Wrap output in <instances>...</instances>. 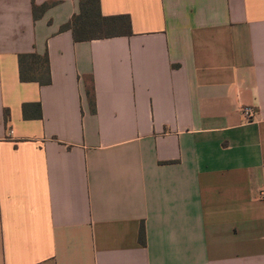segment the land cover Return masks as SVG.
I'll return each mask as SVG.
<instances>
[{"label":"crops","instance_id":"obj_1","mask_svg":"<svg viewBox=\"0 0 264 264\" xmlns=\"http://www.w3.org/2000/svg\"><path fill=\"white\" fill-rule=\"evenodd\" d=\"M100 10L130 30L75 42L80 0H0V264H264V0Z\"/></svg>","mask_w":264,"mask_h":264},{"label":"trees","instance_id":"obj_2","mask_svg":"<svg viewBox=\"0 0 264 264\" xmlns=\"http://www.w3.org/2000/svg\"><path fill=\"white\" fill-rule=\"evenodd\" d=\"M128 16L103 17L100 10V0H80V13L62 27L63 31L70 30L75 42H85L96 39H105L119 36L130 30ZM20 80L35 82L41 86L51 83L48 54H26L19 56ZM87 95L95 107L94 89L92 81L87 88ZM141 241L145 242L144 228L140 234Z\"/></svg>","mask_w":264,"mask_h":264},{"label":"built area","instance_id":"obj_3","mask_svg":"<svg viewBox=\"0 0 264 264\" xmlns=\"http://www.w3.org/2000/svg\"><path fill=\"white\" fill-rule=\"evenodd\" d=\"M241 114L247 121H252L255 117V110L252 107H245L241 110Z\"/></svg>","mask_w":264,"mask_h":264}]
</instances>
